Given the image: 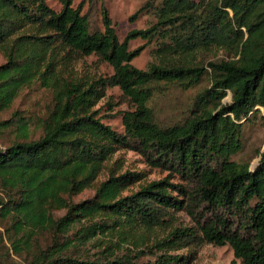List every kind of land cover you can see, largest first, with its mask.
<instances>
[{"label": "trees", "instance_id": "trees-1", "mask_svg": "<svg viewBox=\"0 0 264 264\" xmlns=\"http://www.w3.org/2000/svg\"><path fill=\"white\" fill-rule=\"evenodd\" d=\"M61 1L55 12L45 0H0V112L32 81L51 97L37 138L21 118L0 147V264H189L167 251L194 243L227 245L241 264H264V151L253 167L235 159L245 124L258 115L264 122V0H150L130 20L148 12L153 24L122 41L106 10L99 27L82 5ZM27 25L40 35H16ZM138 39L156 45L159 61L146 70L131 63L144 49H129ZM218 52L227 58H205ZM61 53L66 63L96 56L113 73L59 78ZM110 87L133 106L121 114L122 133L92 111ZM121 149L167 176L123 196L140 175L106 167ZM88 189L93 197L76 202ZM179 211L195 228L151 244L137 234Z\"/></svg>", "mask_w": 264, "mask_h": 264}, {"label": "rangeland", "instance_id": "rangeland-1", "mask_svg": "<svg viewBox=\"0 0 264 264\" xmlns=\"http://www.w3.org/2000/svg\"><path fill=\"white\" fill-rule=\"evenodd\" d=\"M48 7L53 11L59 12L62 8L61 0H45ZM150 0H98L95 4L89 5L88 0H72V7L77 8L82 5L83 12L91 13L96 25L101 27V11L106 10L117 37L122 41L126 35L133 30H144L150 27L154 22V17L148 12L140 13L135 20L131 21V17ZM40 35L37 28L33 25H27L17 32L16 35ZM41 35H45L42 33ZM144 46L140 55L131 62L134 67L140 70H146L149 65L158 63L159 57L156 55V45L151 43L145 44V41L134 40L129 42V49L134 50ZM63 54L61 53L55 63L54 72L59 78L73 77L82 80H98L100 77L111 76L113 71L106 63L101 62L96 56H89L76 59L70 63L61 61ZM209 60H220L227 58L224 53H212ZM5 56L0 53V65L5 64ZM40 71L44 72L43 65ZM50 94L47 89L41 86L40 81H32L22 87L19 96L12 102L11 106L0 112V122L11 121L8 127L0 129V147H4L14 140L15 126L14 120L21 119L29 123L30 134L33 138H37L40 134L36 128L37 119L46 114V109L50 102ZM229 96L224 99L223 103H229ZM132 103L123 96L117 87H110L104 90V96L92 108L96 111V118H99L103 124L112 127L118 133L123 132L121 123V114L125 111L132 110ZM244 150L242 154L235 159H245L250 161L251 167L255 166L259 157L257 153L264 151V122L259 115L253 122L246 123L244 127ZM106 167L112 170L116 175L124 173H138L140 180L123 191V196L136 192L139 187L150 182L164 179L167 172L160 169L152 168L145 162V159L137 152L121 149L115 152L106 163ZM105 169L100 180H104L109 173ZM172 182H176L172 180ZM94 191L88 189L75 198L76 202L87 200L93 197ZM63 214V213H61ZM60 214V215H61ZM195 228L191 218L184 212L179 211L174 214V219L168 224L156 227L151 231L138 229L137 234L142 236L143 241L147 244L155 243L175 230L182 228ZM3 232L0 226V233ZM126 247L131 248L128 244ZM169 254H178L189 257V264H241L233 257L232 250L229 246H214L207 243L189 244L180 250H169Z\"/></svg>", "mask_w": 264, "mask_h": 264}]
</instances>
